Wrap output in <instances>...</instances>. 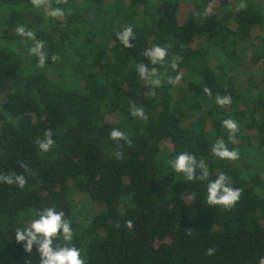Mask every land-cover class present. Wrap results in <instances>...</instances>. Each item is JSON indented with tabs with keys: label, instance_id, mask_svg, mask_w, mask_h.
<instances>
[{
	"label": "trees",
	"instance_id": "16d2710c",
	"mask_svg": "<svg viewBox=\"0 0 264 264\" xmlns=\"http://www.w3.org/2000/svg\"><path fill=\"white\" fill-rule=\"evenodd\" d=\"M241 2L247 7L238 10ZM50 6L64 10L63 18L41 22L42 8L30 0H0V174L28 180L24 188L0 183V264H39L36 246L26 253L15 229L51 206L70 220L72 244L86 264H258L264 0H52ZM184 6L190 10L182 18ZM18 24L44 41V68L29 55L34 42L15 32ZM125 25L135 34L131 48L116 38ZM155 45L168 49L164 64L143 55ZM52 54L59 56L55 63ZM174 56L182 57L176 70ZM138 63L158 70L160 87L140 79ZM169 76L180 78L173 85ZM228 94L230 105L216 104L217 95ZM131 103L144 108L147 121L130 116ZM229 118L239 124L231 141L222 126ZM47 129L55 144L43 153L35 141ZM111 129L132 144L110 139ZM221 138L239 151L238 160L211 153ZM185 151L205 162L209 181L224 173L242 189L231 210L207 204L208 180L187 181L171 168L169 160Z\"/></svg>",
	"mask_w": 264,
	"mask_h": 264
},
{
	"label": "clouds",
	"instance_id": "9594fccd",
	"mask_svg": "<svg viewBox=\"0 0 264 264\" xmlns=\"http://www.w3.org/2000/svg\"><path fill=\"white\" fill-rule=\"evenodd\" d=\"M30 2L33 7L40 9L45 6H50L52 0H30ZM55 2L57 4H66L67 0H55ZM246 7L247 5L243 2L237 5L238 10H243ZM211 10V6H209L205 9L204 15L207 16ZM46 15L57 19L62 18L65 13L61 8H55L46 11ZM15 32L17 35L34 42L28 49L29 55L37 57V66L44 68L48 60V54L44 51V41L37 39L36 33L23 25L18 24L15 27ZM116 38L124 47L131 48L133 46L131 41L135 39L133 28L125 25L123 31L116 33ZM143 55L150 60L152 65L164 64L165 58L168 55V49L167 47L155 45L146 49ZM51 60L55 63L59 60V56L52 54ZM181 61L182 57L174 56L171 61V68L173 70L178 69ZM136 71L139 73L140 79L145 80L153 89L161 86L162 79L155 67L149 69L144 63H138ZM179 78V76H169L168 83L174 85ZM203 91L209 98L212 97L211 88L205 86ZM152 95L155 96V91L152 92ZM231 101L230 94L224 96L217 95L215 100L216 104L221 107L230 105ZM129 114L134 118L148 120L144 108L138 107L135 103L130 104ZM222 126L228 130L229 140H234L239 131V124L234 119L229 118L222 121ZM52 137V130L47 129L44 132V139H37L35 141V144L38 145L41 152L47 153L51 151L55 144ZM109 138L115 141L123 140L129 146L132 144L131 138L119 129H111ZM211 153L221 160L235 161L239 159V151L237 149L230 150L222 138L217 139L212 145ZM115 156L117 159H123V153L121 151H116ZM169 164L176 173L183 174L184 179L187 181L208 180L210 175L205 162L203 160H197L195 155L186 151L181 152L175 158L169 160ZM21 166L25 171H30L27 164L22 163ZM198 169L201 175L197 177L196 172ZM0 183H6L8 185L15 184L19 188H24L28 180L23 174H0ZM241 195L242 189L231 187L229 185V176L224 173H220L214 180H210L207 184V204L211 206H221L226 210H231L237 204ZM35 215L38 218L33 219L30 224L15 229V241L17 243H23L26 253H31L35 245L40 257L39 264H86L85 259L81 255V250L72 244L73 230L71 222L65 218V212L63 210L57 211L55 206L45 207L38 210ZM116 226L119 227V224L117 223ZM126 226L131 229L133 222L131 220L126 221ZM57 240H62L64 243H54ZM214 251L213 248H209L206 254L212 255ZM258 264H264V257L259 259Z\"/></svg>",
	"mask_w": 264,
	"mask_h": 264
},
{
	"label": "rangeland",
	"instance_id": "374dc122",
	"mask_svg": "<svg viewBox=\"0 0 264 264\" xmlns=\"http://www.w3.org/2000/svg\"><path fill=\"white\" fill-rule=\"evenodd\" d=\"M51 9H55V7H52V6H45V7H42V15H41V10H40L41 22H42V21L47 22V20H49V19H53V18L48 17V16L46 15V11L51 10ZM189 10H190L189 7H186V6L182 7L181 12H180L182 18H183V17H184V18L187 17V14L189 13ZM66 11H70V10L68 9V10H66ZM86 16H87V14H86ZM62 18H63V17H62ZM58 19H60V18H58ZM183 116H188V114H187V113H184ZM76 199L78 200V199H80V197H76ZM78 206H81V205H78ZM95 209H96V211H100V210H102L101 206H96Z\"/></svg>",
	"mask_w": 264,
	"mask_h": 264
}]
</instances>
